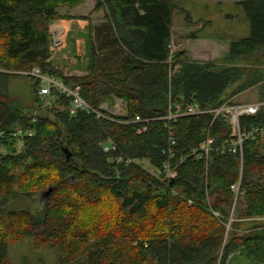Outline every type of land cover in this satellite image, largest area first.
<instances>
[{
  "label": "trees",
  "instance_id": "obj_1",
  "mask_svg": "<svg viewBox=\"0 0 264 264\" xmlns=\"http://www.w3.org/2000/svg\"><path fill=\"white\" fill-rule=\"evenodd\" d=\"M95 1L104 22L90 27L87 74L70 76L53 64L51 26L85 20L71 12L86 0H0V264H14L9 246L28 237L37 248L56 249L60 264H239L242 257L264 264V224L227 231L230 209L242 197L247 217L264 218V141L245 142L243 163L216 150L196 158L192 151L209 132L216 148L229 138L227 122L213 114L182 116L173 122L172 145L163 119L171 103L212 110L234 104L228 89L238 82L235 94L264 81V0L242 3L249 38L231 43L228 55L212 63L178 52L171 77L176 0ZM36 68L80 86L92 109L72 113L71 99L57 91L54 105L41 109ZM20 75L35 83L36 106L28 110L10 103V78ZM114 98L125 103V114L103 108ZM263 125V109L241 120L245 129ZM16 128L33 136L12 137ZM108 141L115 151H104ZM167 163L177 167L174 180L148 171ZM50 188L34 211L2 208Z\"/></svg>",
  "mask_w": 264,
  "mask_h": 264
},
{
  "label": "rangeland",
  "instance_id": "obj_2",
  "mask_svg": "<svg viewBox=\"0 0 264 264\" xmlns=\"http://www.w3.org/2000/svg\"><path fill=\"white\" fill-rule=\"evenodd\" d=\"M244 1L247 0H176L178 8L174 9L173 14L172 39L181 46L182 51H186L189 56L190 53L194 52L195 57L205 63L223 59L228 55L231 43L247 39L251 35V20L242 4ZM95 5V0H86L85 4L81 5L83 8L81 7L79 10L88 15L86 17L90 18L92 25H95L94 22H97L98 19L99 21L104 20L102 12L94 11ZM66 10L62 9V12L65 13ZM64 23L65 20H61L51 26L53 32L52 59H55L58 66L62 68L64 61L68 59L65 56ZM195 36L202 41H212V43L193 41L191 37L196 38ZM240 84L241 82H238L228 89V95L234 104L264 102V95L262 94L264 81L240 93H233ZM34 85L33 79L26 75L12 76L9 84L11 106L21 110H28L36 106ZM4 150L0 146V152ZM143 163L146 165L147 162L144 161ZM45 201L43 194L38 193L33 199L12 200L2 208L7 211H34L36 207L44 205ZM246 207L243 197L237 207L233 204L229 212L227 231L243 232L248 227H252L253 223L254 225L264 224V218L247 217ZM243 221L246 223H241ZM235 222H238L239 225L236 228L233 225ZM8 258L14 264H60L57 250L50 247L37 248L33 237L10 245ZM239 264L253 263L242 257Z\"/></svg>",
  "mask_w": 264,
  "mask_h": 264
},
{
  "label": "built area",
  "instance_id": "obj_3",
  "mask_svg": "<svg viewBox=\"0 0 264 264\" xmlns=\"http://www.w3.org/2000/svg\"><path fill=\"white\" fill-rule=\"evenodd\" d=\"M180 47L181 46L173 39H171L168 44L169 59L167 62L170 64V77L179 69V63L177 64L175 56L178 52L182 51ZM31 74L41 79V86L39 88V95L42 101L41 109L54 105L56 100L54 91H57L63 96L71 99L72 113H75L80 108L86 110L92 109L83 99L80 86L66 85L59 79L43 74L38 68L34 69ZM262 109H264V102L240 104L225 103L221 107L212 110L203 108L197 102L190 103L185 107H183L181 103L174 102L170 104L169 113L163 119L167 120L166 126L169 130L170 142L173 145L176 142L174 138L173 122L175 123L180 117L204 116L207 114H213L214 119L218 117L223 118L231 129L229 138L222 145L216 148L215 138H213L209 132V136L206 141H204L198 149L192 151V156H195L196 158H203L209 156L211 151L216 150L222 154L228 152L238 155L240 161L243 163L245 142L251 138H259L260 140L264 141V125L245 129L241 126V120L245 117L256 116ZM96 113L98 114V117H103L100 112L96 111ZM140 121H142V119L137 117L136 122ZM36 122L37 118H33L31 124ZM146 129L147 128L144 127L143 131ZM4 134V132H0V137H3ZM10 135L12 137H19V139L23 140L25 137L33 136V132L29 129L16 128ZM21 146L22 145L20 144V147ZM103 149L105 152H110L112 150L115 151L116 147L111 141H108L103 145ZM170 152H172V158L173 150H170ZM129 163H131V161ZM148 171L153 172L155 176L158 178H163L164 180H174L178 175L177 167H173L170 163H167L162 170L149 168ZM231 189L236 193L237 196L239 195V184L233 185ZM214 213L217 217L221 216L218 212Z\"/></svg>",
  "mask_w": 264,
  "mask_h": 264
},
{
  "label": "crops",
  "instance_id": "obj_4",
  "mask_svg": "<svg viewBox=\"0 0 264 264\" xmlns=\"http://www.w3.org/2000/svg\"><path fill=\"white\" fill-rule=\"evenodd\" d=\"M81 7L83 8V6H80L72 10L71 14L74 17H84L86 18L85 20L71 19V20H65L64 23V34L66 36L65 56L68 59L64 61L63 67H65V73L70 76H83L87 74L85 58L87 55V44L89 40L90 27L92 23L90 18L86 17L88 15L81 13L79 11L81 10ZM103 22L104 20L99 21L98 19L97 22H94L95 25H93V28H95L97 25L102 24ZM93 36H95V32H93ZM191 38H193V41H201L203 43L205 42L210 44L212 43V41H205V40L202 41L198 37L196 38L191 37ZM192 53H190V56L189 54H187L189 59L194 61L204 62L203 60H199L198 58H196L194 52ZM53 64L56 67L60 68V66H58V64L55 62V59L53 60ZM125 107H126L125 103L121 99H117V98H114L112 100V103L104 104V108L108 109V111L112 114H119V115L125 114L126 113Z\"/></svg>",
  "mask_w": 264,
  "mask_h": 264
},
{
  "label": "water",
  "instance_id": "obj_5",
  "mask_svg": "<svg viewBox=\"0 0 264 264\" xmlns=\"http://www.w3.org/2000/svg\"><path fill=\"white\" fill-rule=\"evenodd\" d=\"M52 191H53V189L50 188V189H48L47 191H45V192L43 193V196L45 197V200H47V199L51 196Z\"/></svg>",
  "mask_w": 264,
  "mask_h": 264
},
{
  "label": "bare ground",
  "instance_id": "obj_6",
  "mask_svg": "<svg viewBox=\"0 0 264 264\" xmlns=\"http://www.w3.org/2000/svg\"><path fill=\"white\" fill-rule=\"evenodd\" d=\"M58 40H60V39H58Z\"/></svg>",
  "mask_w": 264,
  "mask_h": 264
}]
</instances>
